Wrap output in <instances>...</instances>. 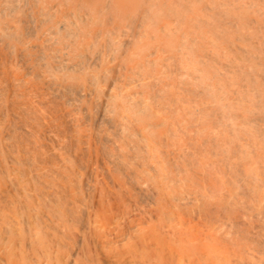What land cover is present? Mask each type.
<instances>
[{
  "label": "rangeland",
  "instance_id": "374dc122",
  "mask_svg": "<svg viewBox=\"0 0 264 264\" xmlns=\"http://www.w3.org/2000/svg\"><path fill=\"white\" fill-rule=\"evenodd\" d=\"M179 5V22L173 26L89 24L72 28L70 38L62 29L29 25L25 19V25L15 23L9 30L0 24V264H42L43 250L35 237L39 228L46 229L40 231L43 245L51 239L45 234L56 231L58 236L67 233L66 239L78 237L71 240L78 249L82 232L90 225L92 231L84 232L87 238L98 231L111 206L125 217L126 227L141 223L143 230L133 240L112 245L115 251L140 247L141 236L165 223L160 207L151 203L155 199L139 197L140 209L121 205V177L114 159L126 152L124 137H147L154 155L149 163L158 162L165 172L173 171L176 154L182 156L178 163L191 160L184 149L189 153L197 143L209 146L208 137L219 153L225 145L227 153L217 159L224 156L232 168L248 167L237 159L247 153L257 154L264 166V0H179ZM17 79L24 88H13L19 86ZM159 89L167 90L163 94ZM178 96L183 102L177 105ZM56 169L63 176L72 172L84 193L94 192L93 202L74 206L76 222L52 201L53 193L66 185ZM156 182L165 188L160 179ZM203 203L199 197V209L212 216L215 210ZM180 209L186 214L184 206ZM86 213L92 214L90 222ZM179 231H174L176 239L164 238L161 244L176 247L175 240L185 242V231ZM192 236L199 238L198 233Z\"/></svg>",
  "mask_w": 264,
  "mask_h": 264
},
{
  "label": "bare ground",
  "instance_id": "6f19581e",
  "mask_svg": "<svg viewBox=\"0 0 264 264\" xmlns=\"http://www.w3.org/2000/svg\"><path fill=\"white\" fill-rule=\"evenodd\" d=\"M179 7H180L179 0H0V24L2 25V27L4 26V28L9 30L11 25L15 23H21V24L23 23L25 25V23L22 22L23 19H25L26 20L25 22L26 23L29 22L28 23L29 25L30 23L35 25L50 24L53 27L62 29L66 33L64 36L65 37L69 36L70 38V36H73L71 32L72 28L86 26L89 24L90 25L100 24L101 26L112 25L114 27L133 26L139 28L147 25L149 26V25H159V24H164V27L165 25L168 26L170 24H172L173 26V23H176L180 18L181 10ZM39 27L41 28V26ZM191 39H189V42L192 41ZM9 49H12V47ZM5 50H8L7 47H5ZM14 79L16 80V78ZM166 79L169 80V77H167ZM18 80L19 79H17V82L15 83L16 85L19 84ZM15 84L14 86H16ZM20 86L21 85L19 84V86L17 87H13V86L12 87L20 88V89L24 88ZM165 86L163 85V88ZM5 88H9V87H5ZM159 90L161 91L162 89ZM166 90L165 91L162 90L161 92L164 91L163 92L164 94ZM4 92L5 95L8 93L6 90H4ZM183 92L186 93L185 91ZM16 94L18 95V92ZM0 95H2L1 91H0ZM8 95L9 93L6 96ZM6 96L4 97L6 98ZM8 97L11 98V96ZM14 97L16 98V95ZM177 99H178V102L176 103L177 105L179 101L183 102V100L179 99V96ZM14 106L16 107V105ZM138 106H139V102L136 103V107ZM21 109L18 110L21 111ZM26 111L27 110L25 108V112ZM27 113L28 112H26L25 114ZM130 114L133 115V113ZM31 126H32L31 128L33 129V125ZM35 126L38 127V125L36 124ZM124 132L127 131H124L123 129V133ZM169 138H173V137H169ZM208 138L205 141L206 144H209V146L205 144L197 143L194 146L192 145L189 153L185 152L184 149L183 154H185V156L187 157L189 156L191 160L188 159L185 161V159H183V161H180V163H178L179 159L182 156L181 154H176V159L174 160H178V161L173 160L174 169L171 168L173 171L165 172L162 166L158 164V162L157 163L155 162V164L152 165L151 162L149 163V161H154V155H152L151 152L149 151V147H148L149 144L147 141V137H124L125 141L127 140L126 152L121 154L120 156H117L114 159V168L121 177L120 178L121 182L117 189L119 193L123 192V195L121 197L124 199L121 200V205L131 206L136 209L137 208L140 209L139 197L144 196L146 198V201H148L147 200L148 198H151V200L155 199L154 201L152 200L153 202L151 203L152 205H156L157 207H160V209L162 210L161 211L163 217L162 219L165 221V223L161 225L160 228L158 227L157 229L153 230L151 234L146 233L144 234V236H141V239H138L140 240L141 243L140 247H138L139 246L138 245L137 248L134 247L133 250L128 249L123 252L115 251L114 250L115 248H113L112 245L118 242H122L126 239L129 240L130 238L134 237L136 234L137 235L138 233L141 234L142 233L141 231L143 230H140L139 228L141 223L138 224L137 226L133 225L126 227L127 225L126 222L124 221L125 217L121 218V216H119L120 211L118 210L119 212H117L115 210L116 207L113 206H111V208L109 209H106L109 210L108 211L109 214L108 213L104 214V224L102 226H99L98 231L96 230V232L89 234V232L92 231L90 228L93 229V227H91L92 225H90V228L87 226L88 229L85 226L86 224L84 225L85 228L89 231L88 232L89 237L87 238V236L85 235L84 232L87 231L85 229V231L82 232V234L80 235V239L82 243L80 244V246H78V249L76 248V246L74 248L76 241H74L75 242V244L73 243L74 245L71 244V240H75L78 237L76 238V236L73 234V236L71 235L72 239L70 240L68 239L69 237L67 236V239L70 240L68 241L65 238L67 233L64 234L63 232L61 233L60 236H58L55 233L56 231L52 232L49 235L45 234L47 238L50 236L51 239H48L47 243L45 240L46 244L44 243L45 245H43L44 241H42V236L40 235L41 234L40 231L45 228L43 229L39 228L40 227L39 225L38 228L41 230L36 233L35 237H36V243L41 246L39 248L43 250L42 264H70V261L71 263H73L74 261L75 264H264V175H262V171H264V166L261 164L262 162L259 160L257 154L246 152L247 155H243L242 157H238L237 159L242 163L247 162L246 164H248V167H244L243 169H234L230 166V163L228 162L227 158L226 159L224 158V156H221L222 158L220 160L217 159L220 154H225V152L227 153L226 149H225L226 151L223 150L225 145L222 146L223 148L221 147L222 149L217 145L215 146L221 149L220 150L221 153H219V150L215 151L216 149H213L212 144L214 143L213 142L214 139H211V137L210 139ZM165 145H167V143H165ZM156 151L158 152V149ZM169 155L173 156L170 153ZM163 159L165 160V158ZM39 161H42V159ZM48 161L50 160H47V162ZM51 162L52 161H50V163ZM44 165H46V162ZM53 172L55 171L53 170ZM59 172L61 171L58 170L57 173ZM172 172H174L175 174H172ZM68 173L67 175L64 176L62 173L61 176V178L66 183L65 186H63L64 185L63 182H58V181L53 182L55 184L59 183L60 185L62 183L63 185H61L58 191L56 193H53L51 197L53 199L52 201H55V203L60 205V208L62 209V213L64 215L65 213L66 215L69 214L71 220L76 222L78 220H76L74 215L75 214L74 212H76L73 210L74 206L76 204L88 205V203L93 202L94 192L89 190L87 193H84L82 189H80V187L75 184L77 183L76 181L77 178L73 179V177L71 176L72 172L69 174ZM56 177H59V175L57 174ZM52 178L55 179L54 176H52ZM157 178L161 180V183L164 186L166 184L165 188L158 186L156 184ZM96 182L98 183V180H96ZM122 185L124 186L127 185V187L125 188ZM175 189H180L181 193L179 194L176 193ZM163 192H165L166 194L163 195ZM199 197L203 198L204 200L203 204L205 208H210V209L213 208L215 210V213L212 214V216H207L203 214L202 211L199 209L198 207ZM112 200H115V198H113ZM103 202L104 201H102L101 203ZM181 202H186V203L181 204ZM94 205H96V201ZM97 205H101V204H97ZM93 206H90L92 210H94ZM183 206L184 209L186 210V214L184 215L183 213H181L182 209H180V207ZM189 206L192 209H190ZM130 210L132 211V209ZM84 214L82 216H84ZM86 215H87V222H90L91 221L90 216L92 214L86 213ZM83 220L84 219H81L80 221L83 222ZM89 224L90 223H88V225ZM28 225L30 224L28 223ZM46 226H48V224H46ZM121 227L124 228L122 234H121L122 231L119 232ZM28 228H30V226ZM52 229L53 227L51 228V230ZM177 230L185 231L183 233L184 235H182V236H186L184 237L185 242L183 241L179 242V240H175L174 244H176L175 245L176 247L174 246L169 247L166 246V244H164L165 245L164 247L161 244L160 240H163L164 238L167 239L168 241L169 239L170 240L176 239L175 238L176 235L174 231ZM3 231L5 230L3 229ZM14 231H16V229ZM181 232L179 231V233ZM192 233H198L199 238L198 237L194 238L192 236ZM116 246H118V244H116ZM24 249H27V247Z\"/></svg>",
  "mask_w": 264,
  "mask_h": 264
}]
</instances>
